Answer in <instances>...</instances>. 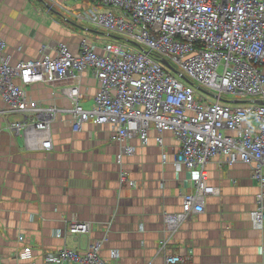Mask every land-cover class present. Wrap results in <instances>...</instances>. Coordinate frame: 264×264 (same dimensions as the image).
<instances>
[{
    "label": "crops",
    "instance_id": "0c3cea01",
    "mask_svg": "<svg viewBox=\"0 0 264 264\" xmlns=\"http://www.w3.org/2000/svg\"><path fill=\"white\" fill-rule=\"evenodd\" d=\"M61 2L51 10L41 0H0V39L13 64L56 56L59 44L77 53L84 39L101 52L96 26L77 23L74 16L93 3ZM73 87L81 106L92 110L99 82L91 69L77 80L28 87L24 113L10 112L0 96V264H28L16 261L24 247L32 249L36 264H44L45 253H85L104 239L100 257L112 262L116 252L117 264H166L168 256L187 257L188 264H264V229H256L251 218L264 188L250 166L220 165V156L210 161L208 184L219 193L204 196V212L171 233L166 216L181 213L183 195L195 192L196 172L175 164L180 141L171 132L150 130L147 143L127 142L134 153L118 164L121 146L110 125L90 120L74 130L68 95ZM41 122L50 126V151L42 149L45 137L38 132L15 136L10 130L13 124ZM122 170L128 173L124 184ZM75 221L90 223L91 232L71 236L68 227Z\"/></svg>",
    "mask_w": 264,
    "mask_h": 264
},
{
    "label": "built area",
    "instance_id": "2783aa9c",
    "mask_svg": "<svg viewBox=\"0 0 264 264\" xmlns=\"http://www.w3.org/2000/svg\"><path fill=\"white\" fill-rule=\"evenodd\" d=\"M98 1L114 5L121 12L100 16L98 26L126 41L107 44L104 54L84 42L79 54L74 55L61 44L54 59L11 65V57L0 41V96L10 112L29 111L26 86L77 80L85 70H93L99 91L92 110L81 106L77 88L68 92L73 101L75 131L90 120L98 126L110 125L114 141L121 146L118 164L123 155L134 153L127 145L130 139L139 138L145 144L150 130L171 132L181 144L175 164L196 172L192 178L195 192L183 195L182 212L166 216L171 233L204 212V196L219 193L208 184L206 169L216 157H221L220 165L250 166L252 178L264 188V104L255 103L264 102V0ZM162 59L172 69L162 64ZM194 85L213 98H196ZM225 96L243 103L221 102ZM43 123L45 126L37 125L48 126ZM10 129L14 135L38 132L34 126L25 128L21 124H13ZM157 143H163L161 137ZM44 148L51 150L52 142L45 141ZM120 182H128L125 170L120 173ZM257 202L259 207L251 218L253 226L263 230L264 194L257 196ZM91 228L88 222L75 221L69 224L68 232L82 236ZM104 240L90 245L85 253L68 248L45 253L43 262L117 264L116 252L112 253V262L100 257ZM32 255V249L24 247L16 261L36 264ZM165 260L166 264L190 261L183 256Z\"/></svg>",
    "mask_w": 264,
    "mask_h": 264
},
{
    "label": "rangeland",
    "instance_id": "374dc122",
    "mask_svg": "<svg viewBox=\"0 0 264 264\" xmlns=\"http://www.w3.org/2000/svg\"><path fill=\"white\" fill-rule=\"evenodd\" d=\"M61 1H62V0H60V4L63 5L62 3H64V2H61ZM90 1L93 3V5H92L91 8H89V10H88L87 13H79V14H75L74 16H75V19L78 21L77 23H80L82 20H87V21H89L90 24L96 26V27H93V26H92V28H93L94 31H95V36H97V37H95V40L101 43L102 50H101V52H97V51H95V50L91 47L92 45L88 42L87 39H84V40L80 43V45H79V50H78L77 53L72 52V51L69 49V47H68L66 44H64V45H66V46L68 47L69 51H70L72 54H74V55H78V54H79L81 44L84 43V42H86V43L90 46V48H91L92 50H94V51H95L96 53H98V54H104V52H105V51H104V46H106L107 44H110V43H119V44L126 43V41H125L122 37H120V36H116V35H113V34L109 33V32L106 31L105 29L99 27L98 24H97L99 17L102 16V15H106V14H112V15H115V16L119 15V14L121 13L120 10H119V8L116 7V6H114V5L105 4L104 2H102V1H98V0H90ZM106 1H108V0H106ZM41 2H44L49 8H51V10H53L54 6H53L52 3H57V2H59V0H41ZM63 11L66 13V14H64V15H67V16L71 15V14H70V13H71L70 11H67L66 9L63 10ZM65 19H66V18H65ZM0 41H1L2 43H4V45H5V46H4V50H5V52H6V55L10 56V55L8 54V52H7V45H6V42H4V41L1 40V39H0ZM101 41H102V42H101ZM103 41H104V42H103ZM60 45H61V44H59V45L57 46L56 56L58 55V51H59V47H60ZM45 51H46V50H45ZM56 56L50 57V56H48V55H45L43 58H38V59H35V60H41V59H45V58L54 59V58H56ZM164 61H165V60L162 59V60H161V63L164 64ZM0 62H1V60H0ZM164 65H165V64H164ZM85 71H86V70H85ZM16 81L19 83V80H18V79H17ZM183 81H185V80H183ZM39 83H45V82H38V83L30 84V85H28V86L25 87V90H26L28 87L33 86V85H35V84H39ZM194 86H195V88H196V90H197V91H196V98H199L200 96L206 97V98H208V99H212V98H213L212 96H210V95L207 94L208 92H207L206 90H203V89L199 90L197 85H194ZM73 88H74V87H73ZM73 88H71V89H73ZM97 94H98V93H97ZM97 94H96V95H97ZM96 95H95V96H96ZM224 99H225V100H234V97H233V96H225ZM70 100H71V103H73V101H72L71 98H70ZM210 101H212V100H210ZM21 125H22L23 127H25V128H30V126H31V124H29V123H25V124H21ZM39 125H43V126H45V123L41 122V123H39ZM39 125L35 126L34 129H35L36 131L40 132V133H35V134H37V135H45V136H46L45 141L50 140V139H49V136H48V132L46 131V128H49L50 126L48 125L47 127H43V128H42V127H39ZM11 126H12V125H11ZM11 126H10V127H11ZM31 127H32V126H31ZM10 130H11V129H10ZM31 131L33 132V130H31ZM11 132H12V131H11ZM45 132H46V133H45ZM21 133L24 134V131H22ZM15 136H20V135H15ZM45 141H44L43 144H42V149L45 150V151H50V150H46V149L44 148V143H45ZM50 141H51V140H50ZM52 148H53V147H52ZM51 150H52V149H51Z\"/></svg>",
    "mask_w": 264,
    "mask_h": 264
},
{
    "label": "water",
    "instance_id": "95a60500",
    "mask_svg": "<svg viewBox=\"0 0 264 264\" xmlns=\"http://www.w3.org/2000/svg\"><path fill=\"white\" fill-rule=\"evenodd\" d=\"M164 64L169 67L170 69H172V67L169 65V63L167 61H164ZM221 102H224V103H232V104H242L243 102L242 101H229V100H225V99H220ZM255 103L257 104H264V102L262 101H255Z\"/></svg>",
    "mask_w": 264,
    "mask_h": 264
},
{
    "label": "bare ground",
    "instance_id": "6f19581e",
    "mask_svg": "<svg viewBox=\"0 0 264 264\" xmlns=\"http://www.w3.org/2000/svg\"><path fill=\"white\" fill-rule=\"evenodd\" d=\"M137 46L139 47V45H138V44H137ZM10 63H11V65H13V63H12V60H11V62H10ZM70 91H71V90H69V92H70ZM45 133H46V132H45Z\"/></svg>",
    "mask_w": 264,
    "mask_h": 264
}]
</instances>
